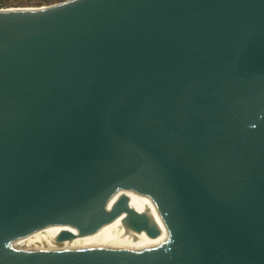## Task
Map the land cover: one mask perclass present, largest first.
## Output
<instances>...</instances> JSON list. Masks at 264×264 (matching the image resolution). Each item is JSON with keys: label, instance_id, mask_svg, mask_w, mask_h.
<instances>
[{"label": "water", "instance_id": "obj_1", "mask_svg": "<svg viewBox=\"0 0 264 264\" xmlns=\"http://www.w3.org/2000/svg\"><path fill=\"white\" fill-rule=\"evenodd\" d=\"M0 264H264V0L0 9Z\"/></svg>", "mask_w": 264, "mask_h": 264}, {"label": "rangeland", "instance_id": "obj_2", "mask_svg": "<svg viewBox=\"0 0 264 264\" xmlns=\"http://www.w3.org/2000/svg\"><path fill=\"white\" fill-rule=\"evenodd\" d=\"M65 0H0V9L10 7H37L62 2Z\"/></svg>", "mask_w": 264, "mask_h": 264}, {"label": "bare ground", "instance_id": "obj_3", "mask_svg": "<svg viewBox=\"0 0 264 264\" xmlns=\"http://www.w3.org/2000/svg\"><path fill=\"white\" fill-rule=\"evenodd\" d=\"M59 3V2H58ZM56 4V3H55ZM52 5V4H51ZM49 5H46V6H37V7H10V8H3L2 10H8V11H17V10H28V11H31V10H40V9H44V8H47Z\"/></svg>", "mask_w": 264, "mask_h": 264}]
</instances>
